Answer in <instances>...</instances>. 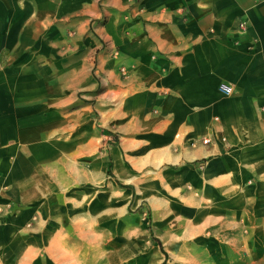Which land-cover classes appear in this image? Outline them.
I'll use <instances>...</instances> for the list:
<instances>
[{"label": "crops", "instance_id": "crops-1", "mask_svg": "<svg viewBox=\"0 0 264 264\" xmlns=\"http://www.w3.org/2000/svg\"><path fill=\"white\" fill-rule=\"evenodd\" d=\"M108 194L264 259V0H0V264H107Z\"/></svg>", "mask_w": 264, "mask_h": 264}, {"label": "rangeland", "instance_id": "rangeland-1", "mask_svg": "<svg viewBox=\"0 0 264 264\" xmlns=\"http://www.w3.org/2000/svg\"><path fill=\"white\" fill-rule=\"evenodd\" d=\"M106 201L107 264H264V259L244 255L242 236L227 234L233 228L202 227L198 220L181 216L170 202L153 208L140 195L139 204L123 203L119 211L118 194H108ZM115 223L116 231L110 232ZM95 245L91 243L92 249ZM93 257L92 252L91 264H98Z\"/></svg>", "mask_w": 264, "mask_h": 264}, {"label": "built area", "instance_id": "built-area-1", "mask_svg": "<svg viewBox=\"0 0 264 264\" xmlns=\"http://www.w3.org/2000/svg\"><path fill=\"white\" fill-rule=\"evenodd\" d=\"M220 89L222 90V91H224V92H227V91H229V86H225V85H222V86H220ZM209 139L208 138H205L204 140H203V142H207Z\"/></svg>", "mask_w": 264, "mask_h": 264}, {"label": "trees", "instance_id": "trees-1", "mask_svg": "<svg viewBox=\"0 0 264 264\" xmlns=\"http://www.w3.org/2000/svg\"><path fill=\"white\" fill-rule=\"evenodd\" d=\"M153 239L157 240L156 238H153ZM163 263H164V262H163Z\"/></svg>", "mask_w": 264, "mask_h": 264}]
</instances>
